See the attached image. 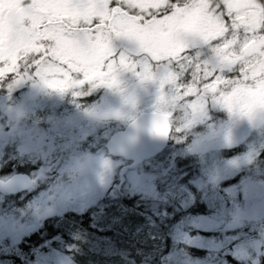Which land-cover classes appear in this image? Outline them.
<instances>
[{"label": "rangeland", "instance_id": "1", "mask_svg": "<svg viewBox=\"0 0 264 264\" xmlns=\"http://www.w3.org/2000/svg\"><path fill=\"white\" fill-rule=\"evenodd\" d=\"M123 40L128 49L133 47ZM119 79L123 91L102 84L88 89L93 103L85 106L84 116L62 110L66 100H73V108L81 106L72 90L47 94L48 88L37 84L25 89L30 98L19 101L9 95L12 109L0 114V131L14 130V141L0 143V179L21 172L34 182L13 206L0 198V264H264V111L249 120L212 104L215 110L224 108L227 121L220 125L205 109L185 114L186 128L173 130L165 154L132 170L107 156L105 143L142 110H155L160 90L132 71H123ZM127 95L141 102L133 107ZM187 156L197 163L192 186L183 181ZM101 158L110 162L103 178ZM39 162L45 166V180L38 182ZM168 178L172 183L165 185ZM199 184L204 211L197 206L166 230L143 214L157 215L159 207H173L174 202L184 212L188 203L199 201ZM81 193L87 194L85 202L66 203ZM2 206L19 214L6 217L3 211L11 208ZM209 223L221 228L210 233ZM30 224L39 232L27 243ZM22 245H28L30 255L24 256Z\"/></svg>", "mask_w": 264, "mask_h": 264}, {"label": "snow or ice", "instance_id": "2", "mask_svg": "<svg viewBox=\"0 0 264 264\" xmlns=\"http://www.w3.org/2000/svg\"><path fill=\"white\" fill-rule=\"evenodd\" d=\"M111 3L0 0V60L15 73L10 83L31 78L81 95L89 85L112 87L121 71L155 78L160 135L172 115L162 104L194 114L219 104L249 120L264 111V0ZM114 37L133 47L117 52Z\"/></svg>", "mask_w": 264, "mask_h": 264}, {"label": "flooded vegetation", "instance_id": "3", "mask_svg": "<svg viewBox=\"0 0 264 264\" xmlns=\"http://www.w3.org/2000/svg\"><path fill=\"white\" fill-rule=\"evenodd\" d=\"M141 2H143V0H141ZM170 2H175V0H170ZM110 6H115V0H112V3L110 4ZM134 11H138V10H134ZM226 19H227V17H226ZM112 43H113L114 49L117 52H121V51L127 52L128 50H130V49L127 48L126 42L123 40V38H115L114 37ZM17 63L19 64L20 61H18ZM20 71H22V69H20ZM13 75H15V73L12 72V70L8 67V65H6L4 63L3 60H0V114H3V115L7 114L6 112H7L8 109H12V105L10 104V101L8 102L10 94H11L12 98H18L19 101H22L23 99L30 98L29 96L26 95L27 94V91H26L27 89L26 88H28V89L29 88H34L35 85H37V84L40 87H42L44 90L46 88L38 80H34V79H31V78H25L23 80L10 83L11 82V77ZM127 76H129V74H127ZM122 77H123V75H122ZM128 78L129 77H127L125 79L127 80ZM209 82H211V78L209 79ZM7 83H10V84H7ZM152 87H151V89H152ZM90 88H94L93 85H89L86 90L85 89H81V91L84 94L88 95V89H90ZM35 89H38V88H35ZM31 93H33V92L31 91ZM48 94H51V91H49ZM150 94H152V93H150ZM49 97H52V96H49ZM87 97H88L89 100L92 101L91 97H89V96H87ZM150 97L151 96H145L144 98L148 99ZM45 98H48V97H45ZM36 99L39 100V99H42V98H40V96H36ZM187 99L190 100V97H188ZM140 102L141 101H135V105H139ZM92 103L93 102H91V104ZM216 107L217 106H215V105L209 104V105H206L205 110H207V111H209L211 113L210 114V120L213 118V115H214V122L217 121V124L220 125V123L222 121H226L227 118H225L224 108H222L221 106H218L219 109L215 110ZM127 109L132 111V107L131 106L127 107ZM155 111H156V109L155 110L154 109H149V110L144 109L141 112H139L134 118H136V117H138V116H140L142 114L155 113ZM169 121H170V118H169ZM13 132H14V130H12V129H11V131L10 130H5L4 132L0 131V141H3L4 143H12L14 141V133ZM186 136L188 137L189 135L187 134ZM201 153H203V152H201ZM187 157H188V159L184 158V160H183V162L185 164V168H186L185 173L183 174V178H186V183L188 185L192 186V180H191L190 177H191V174L196 172L197 163H196L195 160L189 159L190 158L189 156H187ZM197 157H198V155H197ZM193 167H195V168H193ZM39 177H42V168H40ZM207 188L211 189V187H207ZM200 189H201V186L198 187V190H200ZM20 195H22V194L15 195V196H9V197L13 198V197L20 196ZM202 198H203V195L199 199L198 206L200 207V209L202 211H204L205 204H204V201L201 202ZM122 202L125 203L124 200H122ZM23 209H25V208H23ZM112 210L113 209H107L108 212H110ZM172 213H173L172 207H169L165 211H160L161 215L162 214L166 215V222H169V223L172 222ZM7 214L8 215H18L19 212L15 211V210H13L11 208V209H7ZM33 225L37 226L36 224H33ZM89 231L91 233H94L93 227L91 225L89 226ZM38 232H39V229L37 230V232H34L32 235H26V239L25 240L27 241V243H30V242L34 241L35 236L38 234ZM111 234H112L111 231H109L108 236H110ZM189 237H190V235L186 234L185 238H189ZM192 239H193V241H198V239L196 237L192 236ZM25 247H28V245H26ZM20 260H21V258H17L14 261H17L18 263H21Z\"/></svg>", "mask_w": 264, "mask_h": 264}, {"label": "water", "instance_id": "4", "mask_svg": "<svg viewBox=\"0 0 264 264\" xmlns=\"http://www.w3.org/2000/svg\"><path fill=\"white\" fill-rule=\"evenodd\" d=\"M154 114H144L133 120L127 127L115 135L107 143V151L110 155L123 157L133 161V167L142 161L150 159L163 151L169 140L170 129L167 135H160L153 131ZM29 188V177L26 175H15L7 182H0V192L16 194ZM86 194L77 198H69L67 201L75 204L83 201ZM208 229H219L218 224H209ZM34 231V227L27 229L28 233Z\"/></svg>", "mask_w": 264, "mask_h": 264}, {"label": "clouds", "instance_id": "5", "mask_svg": "<svg viewBox=\"0 0 264 264\" xmlns=\"http://www.w3.org/2000/svg\"><path fill=\"white\" fill-rule=\"evenodd\" d=\"M122 72L123 71L118 72L116 74V82L111 88H115V89H119V90L123 91L122 89H120V79H119V75ZM139 78H140L141 82L157 83L159 90L162 91V89L160 88V84L157 82V80L155 78H144L141 76H139ZM126 102L134 107L135 106V97L132 95H127L126 96ZM161 109L164 111H171L172 112L171 124L174 126L172 128L175 131H176V129H179L180 132H183L185 130L187 122H188L185 114H189L192 116L195 115L191 110L184 109V112H181L180 107H176L175 109H172L171 106L167 105V104H162ZM260 114H261V111H259V110L256 111L254 113V119H256ZM236 115H238V114H236ZM99 165H100V175H101V178H103L104 173L110 167V162L107 159L101 158L99 161Z\"/></svg>", "mask_w": 264, "mask_h": 264}, {"label": "trees", "instance_id": "6", "mask_svg": "<svg viewBox=\"0 0 264 264\" xmlns=\"http://www.w3.org/2000/svg\"><path fill=\"white\" fill-rule=\"evenodd\" d=\"M229 262H231V260H230ZM232 264H240V263H237V262H232Z\"/></svg>", "mask_w": 264, "mask_h": 264}]
</instances>
